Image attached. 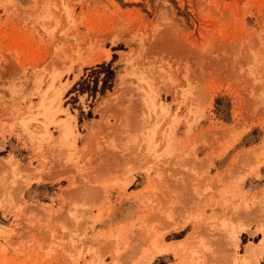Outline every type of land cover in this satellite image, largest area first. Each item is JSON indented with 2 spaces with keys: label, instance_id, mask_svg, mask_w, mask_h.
Returning a JSON list of instances; mask_svg holds the SVG:
<instances>
[{
  "label": "rangeland",
  "instance_id": "1",
  "mask_svg": "<svg viewBox=\"0 0 264 264\" xmlns=\"http://www.w3.org/2000/svg\"><path fill=\"white\" fill-rule=\"evenodd\" d=\"M0 128V264H233L264 230V0H0Z\"/></svg>",
  "mask_w": 264,
  "mask_h": 264
},
{
  "label": "bare ground",
  "instance_id": "2",
  "mask_svg": "<svg viewBox=\"0 0 264 264\" xmlns=\"http://www.w3.org/2000/svg\"><path fill=\"white\" fill-rule=\"evenodd\" d=\"M47 12V11H46ZM47 15V14H46ZM45 15V16H46ZM49 15H50V13H49ZM96 60H98V61H100L101 60V58H94V59H91L90 61H88V62H94V61H96ZM143 76V75H142ZM141 76V77H142ZM137 77H138V75H137ZM138 79L139 80H143L142 78H139L138 77ZM63 89V88H62ZM145 93H147V92H145ZM143 95V94H142ZM147 96H148V98L147 97H145V100H146V98H147V101H148V99H149V95H148V93L146 94ZM145 95V96H146ZM56 99L57 100H59V97H60V94H57L56 93ZM144 98V97H143ZM143 101L144 102V104L146 103L147 104V106H148V108H151L152 110L154 109V107L155 106H153L152 105V107L150 106L149 107V105L148 104H150V102L151 101H149V103L147 102V101ZM151 104H152V102H151ZM149 111V110H148ZM154 112V111H153ZM7 122H9V121H7ZM7 122H4L3 124H5V123H7ZM12 122V121H11ZM8 124V123H7ZM6 125V124H5ZM7 126L9 127V129L7 128ZM5 128L7 129V130H10V131H12L13 130V128H14V125H11V123H9L8 125H7ZM2 128V127H1ZM0 128V129H1ZM4 128V129H5ZM5 131V130H4ZM1 133V132H0ZM70 133H71V129H70V126L68 127V126H66V125H63V130L61 131V138H63V137H67V135H70ZM2 134V133H1ZM0 134V135H1ZM0 138H2V137H0ZM0 147L2 148V140L0 139ZM258 151V150H257ZM262 154V153H261ZM13 156L12 155H10L9 156V158H2L1 156H0V159H3L4 160V164L3 165H5V167H7V168H9V169H11L12 171H13V173L15 172V169H16V167H17V165H18V162H17V164H16V162H14L13 163V161H11ZM1 165V164H0ZM6 168V170H9V169H7ZM10 171V170H9ZM1 173H2V170H1ZM0 173V174H1ZM10 173V172H9ZM1 176V175H0ZM2 179H3V177H2ZM7 180H8V178H7ZM11 180V179H10ZM6 183V182H5ZM8 183H10V182H8ZM223 219V218H222ZM233 231V230H232ZM262 231V230H261ZM263 232V235H262V238L259 240V242L257 243V244H254V243H252V242H249L248 244H246V247H245V251H244V253H242L241 254V256H240V258L239 259H235L234 261H233V264H257V261H258V258H260L259 256H263L264 257V230L262 231ZM229 237L234 241V243L237 245V243H238V238L236 237V235L233 233V232H230V235H229ZM156 242V241H155ZM154 242V243H155ZM152 244V243H151ZM181 244V243H180ZM171 247V246H170ZM170 247H168V246H166V245H161V246H157L156 244H152V246L150 245V248H149V250H147L148 252L146 253L147 254V256L146 257H144L145 259H146V262H149V260L154 256V255H156V254H162V253H164V252H166V251H168V250H170ZM175 248V247H174ZM185 252V251H184ZM181 253V252H180ZM181 255V254H180ZM143 261V260H142ZM189 264H192V263H189Z\"/></svg>",
  "mask_w": 264,
  "mask_h": 264
},
{
  "label": "crops",
  "instance_id": "3",
  "mask_svg": "<svg viewBox=\"0 0 264 264\" xmlns=\"http://www.w3.org/2000/svg\"><path fill=\"white\" fill-rule=\"evenodd\" d=\"M243 193L246 194L247 196H250V194H251L255 198H258L257 199L258 201L256 202L257 203L256 205L258 206L257 207L258 209H261L263 207V205H264V176L261 177L258 180H252L250 182L249 181L246 182V180H245L244 184H243ZM248 203H250V202H248ZM243 204H245V203H243ZM253 204L254 203H250L251 206ZM258 242H255L254 244H257Z\"/></svg>",
  "mask_w": 264,
  "mask_h": 264
}]
</instances>
